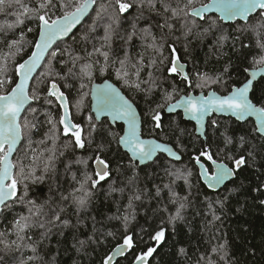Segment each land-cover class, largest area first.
<instances>
[{"label": "snow or ice", "instance_id": "obj_1", "mask_svg": "<svg viewBox=\"0 0 264 264\" xmlns=\"http://www.w3.org/2000/svg\"><path fill=\"white\" fill-rule=\"evenodd\" d=\"M204 48L210 56L201 64L193 53ZM211 58L219 68H209ZM237 68L244 74L238 82ZM98 73L116 82L96 83ZM258 78L264 81V0H0V264H57L51 242L66 230L73 264H82L81 257L117 236L111 221L120 222L119 242L101 264H149L178 225L190 224L189 209L201 215L186 153L215 193L202 197L200 231L210 235L207 244L201 238L176 247L173 240L171 247L188 264H241L225 217L240 194L264 195ZM125 90L140 96L146 110ZM178 110L195 121L196 142L180 120H165ZM217 113L239 125L253 119L237 130L211 118ZM119 122L124 126L116 131ZM162 177L168 183H157ZM154 200L157 208H143ZM138 205L159 223L131 227ZM109 206L115 213L102 211ZM240 230L247 234L250 226ZM246 252L256 255L254 247Z\"/></svg>", "mask_w": 264, "mask_h": 264}, {"label": "trees", "instance_id": "obj_2", "mask_svg": "<svg viewBox=\"0 0 264 264\" xmlns=\"http://www.w3.org/2000/svg\"><path fill=\"white\" fill-rule=\"evenodd\" d=\"M204 2H207V0H204ZM11 19V18H10ZM24 28V26H21ZM27 27H35L34 24H28ZM26 31V28H24ZM17 35L19 33L17 32ZM33 38L32 34H28V39L31 40ZM69 43H71L69 41ZM137 44L139 42L137 41ZM139 47H137L136 51H139ZM133 55H135V52H133ZM206 55L210 54L208 53V49L204 48L203 50H196L193 53L194 59L201 62V64L204 61V58ZM233 61L236 62V57H232ZM222 63V62H221ZM238 63V62H237ZM215 65L216 68L220 67V64H216L215 58H211V61L209 63V68L211 69L212 66ZM247 67V65H245ZM98 78L96 79V82H103L104 79H111L113 82L115 81L114 75L110 76L109 73H105L103 75L97 74ZM244 79V74L242 72H239V69L237 68L236 72H234V80L235 81H241ZM180 88H184V85H179ZM264 88V81H258L256 84V92L257 95L260 94L261 89ZM194 90L195 92H200L199 89H185V91ZM205 92L208 91V89L204 90ZM125 93L135 99L136 103L140 106V109L146 110L147 105L145 104V101L140 97L137 96L135 93L128 92L125 90ZM181 95L184 94L183 92L180 93ZM72 96H75V92L72 93ZM178 98V97H177ZM90 99V98H89ZM159 97H157V100ZM70 102L72 101V98L70 97ZM89 103V100L85 101V104L87 105ZM89 109L85 108V113H87ZM73 111L75 109L73 108ZM80 122H83L82 118H79ZM177 119L181 121V126L186 128L187 131L191 134V142H196V139L198 138V135H196L195 132V125L192 122H188L183 119L181 114H167L165 113V120H173ZM212 119H217L223 124H232L237 130H243L249 127L252 123V120L249 119V122L244 125H239L235 119L231 117H213ZM122 125H118L115 130L121 131ZM149 128L150 125L146 124L143 128V135L144 137H150L149 135ZM34 140H39L40 136L36 135L33 137ZM79 154V153H78ZM71 158V157H69ZM184 163L188 165V167L193 172V177L191 178V182L193 185H196L199 189V192L201 193L200 196H198L195 200L196 209L201 211V215L194 216L193 210L189 209L187 213V218L190 221V224H182L178 225L177 231L178 235L175 237L170 236L168 244L163 247V251L160 252L159 255L155 256L154 258H151L150 264H188V261L185 258H181L176 254V249L172 248L171 245L173 243V240L177 242L176 247L181 246L185 243V241L192 242L195 241L196 243H199L201 238H203L205 244H207L208 237L210 233L201 232L200 228L203 225V217L207 211L206 204L203 202V195H208L210 197L214 196L215 193L207 189V187L203 184L202 180H199L196 173L198 172V167L193 166L192 163L189 162L187 153L184 156ZM209 165L211 162H207ZM73 170H75V166L73 167ZM60 172L63 173V166H60ZM249 176L252 175V173H248ZM264 179V177H261ZM66 179L70 181V176L66 177ZM243 179V177H242ZM157 183H168L167 177H162V180H158ZM178 185H181L183 187L184 182L177 181ZM253 186L255 185V180L252 181ZM229 187L232 185L229 184ZM149 188H152V185L149 184ZM197 188H194L193 191L195 192ZM178 191H181V188L177 189ZM183 194V192H182ZM152 195H155V190L152 189ZM115 198L119 199V194H115ZM164 202H167V190L163 193ZM259 199H264V195L260 194H254L250 193V191L246 194H240L239 199H233L231 201V204L229 205L227 211L228 215L225 217V229L228 232V239L232 242L234 254L237 258H239L241 264H264V206H261L259 204ZM245 207L242 211V213H237L235 211L236 208L240 207L241 203H244ZM127 201L123 200L121 201V204H125ZM158 207V204L154 200L150 205L145 204L143 208H150L155 209ZM143 208L138 205L137 207V220L133 222L131 227L136 228L139 230L140 227H148L149 225H157L159 223V220L156 216L153 215L151 211H149L147 214L143 211ZM174 209L169 206V211H173ZM102 211L105 214H112L115 213L116 209L114 206L104 207ZM95 214V213H94ZM162 215V214H158ZM210 218V217H209ZM147 221V223H146ZM247 224L250 226V231L245 234L240 230V225ZM191 227L193 230L192 232H188V227ZM109 227H112L114 231H117V236L115 238H108L107 244L99 247L95 250V253L92 254L90 257L84 256L80 259L82 260V264H101V261L103 257L105 256L107 251H110L116 243L119 242V230H120V222L119 221H111L109 222ZM71 231L66 230L64 237H53L51 242L52 252L53 255L56 257L57 264H73V261L77 258L76 253L74 250L71 249ZM247 235L248 242H244V236ZM255 237V239H252ZM254 247L256 249V255L251 256L248 255L246 252V249ZM203 250V249H201ZM120 264H130L129 260H120Z\"/></svg>", "mask_w": 264, "mask_h": 264}, {"label": "water", "instance_id": "obj_3", "mask_svg": "<svg viewBox=\"0 0 264 264\" xmlns=\"http://www.w3.org/2000/svg\"><path fill=\"white\" fill-rule=\"evenodd\" d=\"M258 81H259V78H258ZM96 82V81H95ZM113 82V81H112ZM96 83H102V82H96ZM113 83H115V82H113ZM193 95H199V93H195V92H191ZM126 94V93H125ZM205 94H207L206 92H205ZM127 95V94H126ZM179 112H181L182 113V110H178V112L177 113H179ZM177 113H173V114H177ZM168 114V113H167ZM182 116H183V113H182ZM214 116H218V117H231V115L230 114H228V113H224V114H219V113H217V114H213V116L211 117V118H213ZM231 118H233V119H235L234 117H231ZM183 119H184V117H183ZM251 120L253 119V118H250ZM184 120H186V119H184ZM186 121H188V122H192L194 125H195V132H196V128H197V125L195 124V121H190V120H186ZM119 124H123V122H119ZM124 126V125H123ZM115 127V126H114ZM117 127V126H116ZM121 134H123V133H121ZM196 135H198L197 134V132H196ZM144 138H150V137H144ZM198 167V166H197ZM204 184V183H203ZM206 186V185H205ZM151 259V258H150ZM149 264H150V260H149Z\"/></svg>", "mask_w": 264, "mask_h": 264}, {"label": "flooded vegetation", "instance_id": "obj_4", "mask_svg": "<svg viewBox=\"0 0 264 264\" xmlns=\"http://www.w3.org/2000/svg\"><path fill=\"white\" fill-rule=\"evenodd\" d=\"M189 92H195L194 90H190ZM208 92V91H207ZM206 92V93H207ZM195 93H200V92H195ZM183 95V94H182ZM177 114H181V116H182V113L181 112H179V113H177ZM183 117V116H182ZM214 117H218V116H214ZM118 125H122L123 126V124H119L118 123ZM118 125H116V126H118ZM116 126H115V128H116ZM122 133V132H121ZM151 260V259H150Z\"/></svg>", "mask_w": 264, "mask_h": 264}]
</instances>
